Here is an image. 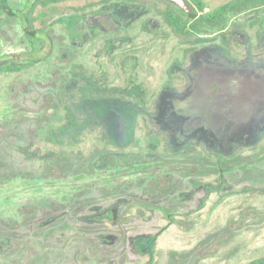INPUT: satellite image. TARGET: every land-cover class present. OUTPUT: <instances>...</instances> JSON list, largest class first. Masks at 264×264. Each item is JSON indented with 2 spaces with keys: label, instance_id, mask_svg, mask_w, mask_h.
<instances>
[{
  "label": "rangeland",
  "instance_id": "rangeland-1",
  "mask_svg": "<svg viewBox=\"0 0 264 264\" xmlns=\"http://www.w3.org/2000/svg\"><path fill=\"white\" fill-rule=\"evenodd\" d=\"M188 1L0 0V264H264V84L228 111L199 69L264 59V1Z\"/></svg>",
  "mask_w": 264,
  "mask_h": 264
},
{
  "label": "flooded vegetation",
  "instance_id": "flooded-vegetation-1",
  "mask_svg": "<svg viewBox=\"0 0 264 264\" xmlns=\"http://www.w3.org/2000/svg\"><path fill=\"white\" fill-rule=\"evenodd\" d=\"M168 2H171V1H168ZM171 3L174 4L173 2ZM245 4L246 3L244 2L242 5H245ZM175 6L179 8L181 11H184L177 5ZM234 11L239 12L238 10H234ZM185 13L192 14L193 9L191 10V12H185ZM198 18L199 16L197 17V19ZM226 20H227L226 16H222L220 20H216L217 21L216 24L221 25ZM213 21L211 22L205 21V23L202 24V27L207 28V27L213 26V24H209V23H212ZM260 23L264 25L263 22H260ZM187 29L188 28L186 27L185 30ZM189 32H194V31L189 30ZM183 34H186V33H183ZM250 43H251L249 45L250 47L253 46L255 49L259 50L258 41H251ZM211 46L212 45H208L207 47H204L206 48L205 50L208 52L202 53V56L204 58V63L200 64V67H199L201 71L200 75H201L203 83H208V84L211 83L210 85V87L212 86L211 88L216 89L218 86H220V89H217L216 91L213 90L215 91V94H216L215 103L217 104L219 108L221 109L226 108L228 110L227 107H229V104L231 103L233 97L236 94L234 93V91L235 90L237 91L241 87V85L243 87V85L247 81L253 83L255 87L261 83L264 84V78L262 77L264 75V59L256 55H252V58H251L250 56H246V54L241 55L242 59H235L231 55H227L228 52L227 54L218 55L216 52L213 51ZM211 49H212V52H211ZM227 51L229 50L227 49ZM242 81L244 82L242 83ZM222 88H225V89L223 90ZM228 88H232V91L229 92ZM226 97L229 99V101L224 102V98ZM247 110L248 111L244 114V116H246L245 118L246 120H244V122L241 120L242 126L241 125L240 126L246 128L244 126V123L246 122L245 124L247 128L255 129L257 125H259L264 119V97H259V99L248 104ZM230 116L232 117H231V120L229 121V124L226 123V126L229 125V127L226 128L224 131L228 133L231 131L238 132V130L240 129L239 123H238L240 121L239 116L233 115L232 113L230 114Z\"/></svg>",
  "mask_w": 264,
  "mask_h": 264
},
{
  "label": "trees",
  "instance_id": "trees-1",
  "mask_svg": "<svg viewBox=\"0 0 264 264\" xmlns=\"http://www.w3.org/2000/svg\"><path fill=\"white\" fill-rule=\"evenodd\" d=\"M195 1L200 3V0H195ZM252 1L253 3L254 2L257 3L259 1L262 2L264 0H244V2L246 3L245 5H242L240 0H238V1H235V3H230V4L227 3L224 5H221L218 8L212 10L210 13L201 15L196 20H192L190 22V28L187 30H185L187 21H185L181 15H178L174 12L172 13L167 12L168 13L167 17H168L169 23L175 26L176 30H178L179 32L188 33L189 30H193L195 32L199 30V27H201L200 25L204 24L205 21L211 22L214 20L212 23H209V24L215 25L217 22L216 20H220L221 17L227 14L229 11H232L233 9L240 11L247 6L248 2H252ZM183 12L185 13V11ZM195 14H196V11L193 9V13L189 15L195 16ZM24 66H25L24 63H15V64L6 65L3 67V69L8 70V71H17V70L22 69Z\"/></svg>",
  "mask_w": 264,
  "mask_h": 264
},
{
  "label": "water",
  "instance_id": "water-1",
  "mask_svg": "<svg viewBox=\"0 0 264 264\" xmlns=\"http://www.w3.org/2000/svg\"><path fill=\"white\" fill-rule=\"evenodd\" d=\"M173 2L175 5L183 9L185 12H191L192 8L187 0H168Z\"/></svg>",
  "mask_w": 264,
  "mask_h": 264
}]
</instances>
